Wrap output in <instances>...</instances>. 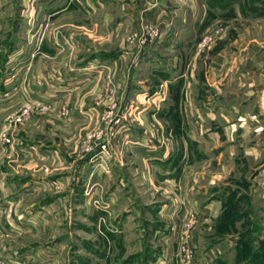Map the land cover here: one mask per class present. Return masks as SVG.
Masks as SVG:
<instances>
[{"label": "rangeland", "instance_id": "rangeland-1", "mask_svg": "<svg viewBox=\"0 0 264 264\" xmlns=\"http://www.w3.org/2000/svg\"><path fill=\"white\" fill-rule=\"evenodd\" d=\"M24 1L0 0V152L4 182L17 184L0 199V264H186L182 246L190 264H264V124L248 73L264 0H187L197 9L177 31L192 40L173 53L184 77L155 108L146 92L135 97L152 72L114 55L156 42L159 26L126 27L114 42L98 37L96 17L75 13L88 37L77 47L59 29L50 45L42 0ZM49 46L89 57L36 74L34 55ZM26 145L49 153L26 159Z\"/></svg>", "mask_w": 264, "mask_h": 264}, {"label": "crops", "instance_id": "crops-1", "mask_svg": "<svg viewBox=\"0 0 264 264\" xmlns=\"http://www.w3.org/2000/svg\"><path fill=\"white\" fill-rule=\"evenodd\" d=\"M23 1L24 0H22L20 5H24L23 7L27 8L25 1L24 3ZM43 1L44 0H42L39 9L38 6H35L37 10H40L41 12L39 32L42 34L40 36H44L43 38L45 39L44 42L46 44H50L51 41L55 39V32L61 29L62 32L67 34L70 38H73L72 42H75L76 46L78 47L80 41H82V38L86 39V37H88L86 33V31H88V27H85V22H83L79 28L76 27V25H79L76 23V19H72L73 21H70L69 17L73 14V16H76L78 13L86 16L85 18L89 17L87 14H89L90 17H96L94 20V26L96 27V24L98 26V37L101 39V37L108 36L110 38L108 40H113L114 42L121 41V38L124 37V33H126V27L137 30L141 25L144 24H155L159 26L161 36L156 42L147 45L139 51H132L131 54L119 51L116 53V55H114V59L118 60L122 59L123 57L130 56V58H137V69L138 66L142 67V65H146V70L148 69L150 72H152V79L150 80L154 83V85L152 86V83H150L151 86H149V84H144L143 82H140V84H137V86L135 85V97H139V93L141 92H146V97L154 101L152 102L151 107L155 108L160 104L165 106L168 105L167 103L169 100H171V93L175 90L177 80H180V77L183 76L181 69L175 70L177 66L176 63H178V61L175 62L176 57L175 54L173 55V53L177 52V50L186 49L187 45H189L192 40V38H190L185 33L179 32H182L181 28L186 22L187 12L195 11L197 9L196 2L194 3L191 1L188 3L187 0H45L46 2L44 1V3ZM36 14L38 16V11H36ZM44 14L49 16L48 19H45ZM64 18L67 19L66 22H62ZM56 22H58L57 25H55ZM89 23L91 25L93 21ZM114 28L119 29V35L115 32L117 38L113 39L112 37H114ZM177 30H179V32ZM44 32H47V34L45 35ZM257 45L258 46L255 49H257L259 56L253 58L249 57L251 61L248 72L251 76L249 78V90L251 95H256L255 99L250 101L249 107L252 108V113L254 112V114L258 117V120L260 119V126L264 124V41L259 42ZM49 48L50 49L48 50L36 51V54L34 53V56L36 57V61L34 62L35 66H40V68L36 71V74H48L49 71L48 68H46L48 64L51 67L58 69L59 66L62 65V63L59 61L60 59H85L89 57V54H85L84 50H77V52L65 54L58 52L50 46ZM165 51L169 52L170 54H168V58L164 64L159 65L158 69L156 70L154 66V60L160 57L162 55L161 53ZM38 59H41L40 63H38ZM48 59L51 60V62L48 63L47 61H43ZM43 64L47 65L43 66ZM137 71L138 70H134L135 75L138 73ZM154 74L161 75L164 79L163 81L165 82V85L167 84V86H164V88L156 86L157 83L153 78ZM146 81H148V76L146 77ZM169 84H173L172 86H174L172 87V91H170ZM253 96L252 98H254ZM7 119L8 118H0V126L5 124ZM21 131L24 133V129ZM258 131L264 135V126L258 127ZM37 146L31 147L30 145H26L25 148H21V154H23L26 159L28 156H32V154L36 155L37 157L41 155L38 157V159H44L45 157L41 153H43V151L45 153H49V150L42 148L41 145ZM1 153L2 152H0V158L2 162L0 163V173L3 175V180L0 182V199H4L10 197V190L14 189V187L17 188V184L15 182L10 183L9 181L4 182L5 175L7 177V175H9L11 172V167L8 156L6 155L7 158L5 161L4 152L2 154ZM18 184H20L19 181ZM25 184L26 183H22L21 188L31 186L30 183L26 185ZM18 186L20 188V185Z\"/></svg>", "mask_w": 264, "mask_h": 264}, {"label": "built area", "instance_id": "built-area-1", "mask_svg": "<svg viewBox=\"0 0 264 264\" xmlns=\"http://www.w3.org/2000/svg\"><path fill=\"white\" fill-rule=\"evenodd\" d=\"M182 252L184 254V257H185L184 259H185L186 264H190V262H191V253L189 252V250H187V248H185V246H182Z\"/></svg>", "mask_w": 264, "mask_h": 264}]
</instances>
